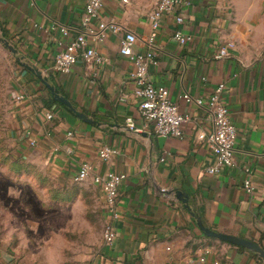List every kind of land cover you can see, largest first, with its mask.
Here are the masks:
<instances>
[{
    "label": "crops",
    "instance_id": "0c3cea01",
    "mask_svg": "<svg viewBox=\"0 0 264 264\" xmlns=\"http://www.w3.org/2000/svg\"><path fill=\"white\" fill-rule=\"evenodd\" d=\"M158 1H108L103 13L117 14L123 26L121 32H109L104 41L94 43L108 63L96 68L80 61L69 73H61L54 69V58L70 39L62 27L72 36L82 30L86 0H0V43L6 39L17 49L11 51L16 60L8 130L13 153L36 162L58 187L68 188L66 201H72L74 211L80 205L86 219L75 229L78 238L68 251L59 249L52 259L26 256L19 264H264L250 249L204 235L174 192L188 193L192 210L206 226L264 247V0H191L180 9L181 23L176 15L163 17L154 46L159 63L150 66L149 74L155 83L166 85L180 110L190 115L183 138L160 137L141 127L132 78L135 65L120 53L127 29L139 38L137 50L147 48L141 38L151 33L149 14ZM177 29L191 40L179 43L174 38ZM229 41L235 46L217 58ZM43 78L95 122L51 103L54 97ZM221 82L226 84L224 98L238 137L234 165L210 174L207 167L216 157L198 140V133L213 129L212 117L206 106L187 102L183 94L207 98ZM22 91L26 98L18 100ZM48 112L54 114L51 119ZM128 117L142 129L131 130ZM104 145L116 150L107 161L99 156ZM86 161L94 174H127L119 187L120 216L114 221L118 236L112 245L104 241L110 216L101 187L92 178L74 179ZM245 167L252 169L251 192L244 185ZM92 212L103 224L95 236Z\"/></svg>",
    "mask_w": 264,
    "mask_h": 264
},
{
    "label": "built area",
    "instance_id": "2783aa9c",
    "mask_svg": "<svg viewBox=\"0 0 264 264\" xmlns=\"http://www.w3.org/2000/svg\"><path fill=\"white\" fill-rule=\"evenodd\" d=\"M110 0H86L85 10L81 19L82 30L77 35H71L68 27H62V32L70 39L61 47L54 58V69L57 72L69 73L72 68L80 61L94 64L96 68L106 65L109 58L101 53L94 43L104 41L109 32L119 33L123 30L119 16L115 13L106 16L103 13L106 3ZM129 3V0H121ZM191 4V0H159L156 7L150 12L151 33L141 38V42L147 46L144 50H137V34L132 30H125L121 39L120 53L129 57L135 70L132 73L135 84V96L139 103L141 117L143 119L142 128H151L160 137H184L185 125L190 122V115L180 110L179 104L172 100L170 90L166 85L155 83L149 74L151 65H158V54L154 50L157 34L162 25L165 15H176V20L181 23L184 20L180 9ZM174 38L181 44L191 40V36L184 34L181 29L174 32ZM235 43L229 41L223 45L217 58L225 57L229 54V49ZM98 74L97 72L95 73ZM226 84L219 83L214 92L207 98L194 96L188 92L183 94L184 99L189 103H196L198 106L208 109L213 121V129L209 132L201 130L198 133V140L208 144L216 157L215 163L207 167L210 174L221 173L225 168L234 165L235 145L238 137V130L231 119L229 107L224 98ZM16 98L23 100L26 92H20ZM54 116L52 112L47 113V118ZM127 124L133 131L141 130L138 128L131 117H128ZM69 135L73 131L68 132ZM32 139L31 143L35 144ZM116 150L108 145L99 149V156L102 160H109ZM246 178L244 181L245 189L248 192L253 190L252 169L245 167ZM92 178L94 183L101 187L106 198V210L110 216L104 230V241L112 245L118 236L114 221L120 216L119 213V187L127 178L124 172L108 170L103 174L93 173V165L90 162H83L74 175L77 182ZM264 223V219H263ZM209 249H205L208 252ZM206 256L201 260L205 261ZM216 264H232L231 261L216 262Z\"/></svg>",
    "mask_w": 264,
    "mask_h": 264
},
{
    "label": "rangeland",
    "instance_id": "374dc122",
    "mask_svg": "<svg viewBox=\"0 0 264 264\" xmlns=\"http://www.w3.org/2000/svg\"><path fill=\"white\" fill-rule=\"evenodd\" d=\"M16 60L0 43V264H14L26 256L52 259L58 250L76 243L75 229L85 224L83 208L67 200L68 188L34 161L14 155L8 136L11 111L10 81ZM88 215L91 206L86 205ZM94 230L103 224L92 212Z\"/></svg>",
    "mask_w": 264,
    "mask_h": 264
},
{
    "label": "water",
    "instance_id": "95a60500",
    "mask_svg": "<svg viewBox=\"0 0 264 264\" xmlns=\"http://www.w3.org/2000/svg\"><path fill=\"white\" fill-rule=\"evenodd\" d=\"M4 44L13 52L17 53V49L9 43L8 40L2 39ZM44 83L48 87V89L51 91L53 97L58 100L60 103H62L64 106L68 107L72 112L76 114L79 118L83 119L84 121L88 123H94L95 121L90 118L87 114L84 112L78 110L73 103L68 99L65 95L61 94L60 90L53 84H51L46 78H43ZM174 192L177 196V198L181 201H183L188 209L191 210V213L194 215L197 225L200 228V230L204 233V235L217 238L223 241H227L230 243H233L238 246L245 247L247 249H250L257 253L261 258L264 259V247L260 244H258L255 241H252L248 238L241 237L238 235H233L229 233H224L220 231H216L214 229H211L210 227L206 226L203 222L202 217L196 213L195 210H192L190 201H189V195L187 192L179 190V189H174Z\"/></svg>",
    "mask_w": 264,
    "mask_h": 264
},
{
    "label": "trees",
    "instance_id": "16d2710c",
    "mask_svg": "<svg viewBox=\"0 0 264 264\" xmlns=\"http://www.w3.org/2000/svg\"><path fill=\"white\" fill-rule=\"evenodd\" d=\"M50 102H51V103H58V104H60V105H63V104H61L58 100H56V99H54V98H52ZM256 255H257V254H256Z\"/></svg>",
    "mask_w": 264,
    "mask_h": 264
}]
</instances>
